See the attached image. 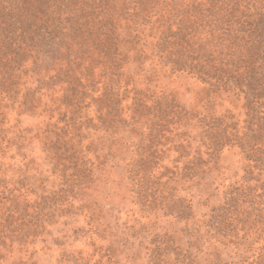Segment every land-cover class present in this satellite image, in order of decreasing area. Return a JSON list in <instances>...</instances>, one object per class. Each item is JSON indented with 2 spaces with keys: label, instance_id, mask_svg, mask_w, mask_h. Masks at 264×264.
<instances>
[{
  "label": "trees",
  "instance_id": "trees-1",
  "mask_svg": "<svg viewBox=\"0 0 264 264\" xmlns=\"http://www.w3.org/2000/svg\"><path fill=\"white\" fill-rule=\"evenodd\" d=\"M165 71L201 83L205 109L153 88ZM15 109L44 117L34 136L49 174L25 150L31 129L10 124ZM233 148L241 180L220 182L198 217L186 190ZM123 150L148 219L123 246L141 264H202L204 249L209 264H264V0H0V264H26L6 259Z\"/></svg>",
  "mask_w": 264,
  "mask_h": 264
},
{
  "label": "rangeland",
  "instance_id": "rangeland-1",
  "mask_svg": "<svg viewBox=\"0 0 264 264\" xmlns=\"http://www.w3.org/2000/svg\"><path fill=\"white\" fill-rule=\"evenodd\" d=\"M152 87L176 93L181 103L189 107L205 109L201 102L202 84L185 74L165 71L157 85L152 84ZM233 106L229 101H223V105H218L217 109L223 110L225 107ZM237 110L240 111L241 108L238 107ZM18 121L22 127L31 129L25 148L27 154L35 157L44 172L49 174L51 165L45 159L39 139L34 136L45 125L44 117L28 113L19 114L16 109L10 111V124ZM131 156L132 152L123 150L104 164H100L95 170L97 180L87 191L72 193L77 198L71 194L70 198L74 199L76 206L70 208L67 201L63 200L59 210L50 218L51 224H48L47 231L39 235L34 243L27 245L24 252L16 250L6 262L12 263L17 258L22 260L20 258L24 256L26 264H110L109 259H115V264L143 263L144 250L142 258H139L135 250L123 246V243L130 239L132 226L139 225V221L148 220L142 216L140 206L134 202L132 183L127 171V162ZM92 157L95 163H98L96 157L94 155ZM220 163L222 170L220 173L214 172L209 182L191 186L186 190L188 196L192 198L198 217H204L213 204L221 201L220 182L228 184L241 180L244 174L245 158L237 148L226 149ZM50 179L54 177L51 176ZM210 192L216 195L207 200ZM161 218V225L179 229V225L170 221L171 219L163 216ZM144 235L146 237L141 238L149 244L150 234ZM181 243H185V237L181 238ZM211 252L212 249H204L202 264H209V259L213 258ZM23 262L19 261V264Z\"/></svg>",
  "mask_w": 264,
  "mask_h": 264
}]
</instances>
